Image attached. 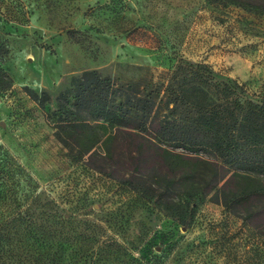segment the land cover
Wrapping results in <instances>:
<instances>
[{
	"label": "rangeland",
	"instance_id": "obj_1",
	"mask_svg": "<svg viewBox=\"0 0 264 264\" xmlns=\"http://www.w3.org/2000/svg\"><path fill=\"white\" fill-rule=\"evenodd\" d=\"M252 1L4 0L3 68L14 86L0 94V148L32 178L37 222L49 218L51 241L66 248L60 264H264V228L247 219L259 203L229 209L224 182L203 192L217 172L213 155L145 138L137 170L138 137L115 131L119 163L104 160L99 144L91 165L60 141L53 114L73 78L92 70L135 84L162 112L200 64L213 85L237 83L250 100L264 99V0ZM32 91L48 93L45 107ZM219 92L221 102L238 99ZM166 151L198 156L196 175L168 184Z\"/></svg>",
	"mask_w": 264,
	"mask_h": 264
},
{
	"label": "trees",
	"instance_id": "obj_2",
	"mask_svg": "<svg viewBox=\"0 0 264 264\" xmlns=\"http://www.w3.org/2000/svg\"><path fill=\"white\" fill-rule=\"evenodd\" d=\"M242 1L254 5L252 0ZM3 4L0 0V11ZM8 54L0 28V94L14 86L12 76L3 68ZM198 68L201 75L181 88L174 107L165 102L167 112L159 108L156 97L143 95L135 84L125 88L98 71H85L57 98L58 108L53 114L59 116L58 134L64 135L60 141L73 158L89 155V163L101 144L104 160L118 164L121 158L114 148L116 133L134 135L139 139V155L134 160L137 170L142 165L145 138L208 152L216 160L217 172L203 192L224 182L226 206L232 209L259 203V210L249 212L247 219L251 225L264 228V99L250 100L237 83L215 86L210 67L200 64ZM226 90L238 93L236 102H221L219 91ZM31 96L42 107L50 101L47 92L32 91ZM198 158L166 151L163 162L171 174L166 182L175 185L191 180L200 168ZM31 181L17 159L0 148V264H60L65 254L64 245L51 241L56 231L49 218L44 224L37 222L34 198L29 202L34 193ZM201 203L202 198L196 195L195 206Z\"/></svg>",
	"mask_w": 264,
	"mask_h": 264
}]
</instances>
